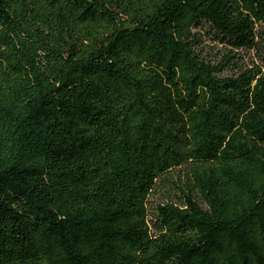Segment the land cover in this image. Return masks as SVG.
Listing matches in <instances>:
<instances>
[{
    "label": "trees",
    "instance_id": "1",
    "mask_svg": "<svg viewBox=\"0 0 264 264\" xmlns=\"http://www.w3.org/2000/svg\"><path fill=\"white\" fill-rule=\"evenodd\" d=\"M0 264H264V0H0Z\"/></svg>",
    "mask_w": 264,
    "mask_h": 264
},
{
    "label": "rangeland",
    "instance_id": "2",
    "mask_svg": "<svg viewBox=\"0 0 264 264\" xmlns=\"http://www.w3.org/2000/svg\"><path fill=\"white\" fill-rule=\"evenodd\" d=\"M202 50L203 55H205L212 64H218L220 59L225 56L228 52H231V55H236L238 58V66L240 68L251 67L252 64H256L255 57L251 53L243 52H236L230 51L229 48H225L212 40L208 37H203L201 39V43L199 45V50ZM234 68V67H232ZM225 76H229L231 71H225ZM170 189L169 187H163L159 191L155 192L153 195L150 196L149 202L152 205L161 204L163 201H166L167 197V190ZM178 194V193H177Z\"/></svg>",
    "mask_w": 264,
    "mask_h": 264
}]
</instances>
